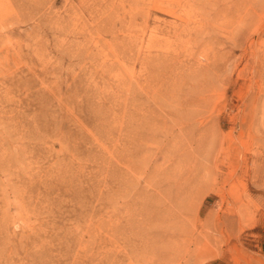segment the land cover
Wrapping results in <instances>:
<instances>
[{"label": "rangeland", "instance_id": "obj_1", "mask_svg": "<svg viewBox=\"0 0 264 264\" xmlns=\"http://www.w3.org/2000/svg\"><path fill=\"white\" fill-rule=\"evenodd\" d=\"M0 264H264V0H0Z\"/></svg>", "mask_w": 264, "mask_h": 264}]
</instances>
